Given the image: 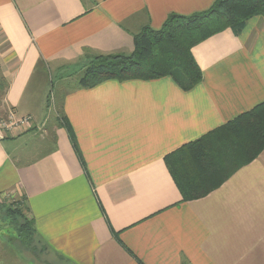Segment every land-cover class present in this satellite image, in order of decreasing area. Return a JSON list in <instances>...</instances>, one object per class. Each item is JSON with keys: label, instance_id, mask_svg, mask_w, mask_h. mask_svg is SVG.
<instances>
[{"label": "crops", "instance_id": "0c3cea01", "mask_svg": "<svg viewBox=\"0 0 264 264\" xmlns=\"http://www.w3.org/2000/svg\"><path fill=\"white\" fill-rule=\"evenodd\" d=\"M214 1L0 0V118L31 117L0 132V194L22 198L51 264H264V150L189 202L164 164L264 103V18L195 46L190 91L170 78L78 86L96 56H128L144 28Z\"/></svg>", "mask_w": 264, "mask_h": 264}, {"label": "trees", "instance_id": "16d2710c", "mask_svg": "<svg viewBox=\"0 0 264 264\" xmlns=\"http://www.w3.org/2000/svg\"><path fill=\"white\" fill-rule=\"evenodd\" d=\"M264 18V0H215L204 12L189 16L171 14L161 29L148 27L133 37V52L96 56L78 81L92 88L105 81H153L170 78L183 91L198 86L202 74L192 49L208 38L230 30L238 35L248 20ZM74 152L83 161L69 125L63 121ZM264 150V103H261L200 139L164 158L182 202L204 198ZM18 206V205H16ZM22 207V209H20ZM27 207L5 210V218L19 245L32 253L47 251L40 241Z\"/></svg>", "mask_w": 264, "mask_h": 264}, {"label": "rangeland", "instance_id": "374dc122", "mask_svg": "<svg viewBox=\"0 0 264 264\" xmlns=\"http://www.w3.org/2000/svg\"><path fill=\"white\" fill-rule=\"evenodd\" d=\"M57 84V80L54 78L52 73L50 72L48 74V83H47V93L53 96V93L55 92V85ZM56 108L55 110H59V102L55 100ZM13 115L14 113H7L8 115ZM6 116V118H7ZM50 116H54V111L51 109ZM15 119H19L21 117H17L13 115ZM5 117L0 118L6 119ZM23 118V117H22ZM31 124L27 125L26 128L23 129H15L12 132L15 131H24L29 129ZM1 129V128H0ZM1 131V130H0ZM22 203V198H14L12 196L2 195L0 194V263L3 264H13L11 262L14 259H17L18 261H22L27 264H51L50 257H48L49 253L46 251L45 253H40L37 251V254L32 253L31 251L23 249L19 243L16 241L15 233L12 231V229L9 227L8 222L6 220L5 216V210L8 208L20 207ZM18 205V206H16ZM22 209V207L20 208ZM16 239V240H15ZM47 255V256H46ZM6 256V257H4ZM8 257V258H7ZM27 260V261H26ZM26 261V262H25Z\"/></svg>", "mask_w": 264, "mask_h": 264}, {"label": "built area", "instance_id": "2783aa9c", "mask_svg": "<svg viewBox=\"0 0 264 264\" xmlns=\"http://www.w3.org/2000/svg\"><path fill=\"white\" fill-rule=\"evenodd\" d=\"M31 122V117L26 116L23 118L15 119L13 115H8L6 119L0 120V132L12 133L15 129L26 128Z\"/></svg>", "mask_w": 264, "mask_h": 264}]
</instances>
